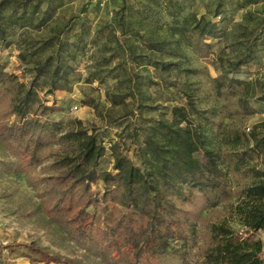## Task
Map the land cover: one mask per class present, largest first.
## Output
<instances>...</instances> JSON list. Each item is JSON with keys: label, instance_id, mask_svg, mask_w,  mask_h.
<instances>
[{"label": "rangeland", "instance_id": "1", "mask_svg": "<svg viewBox=\"0 0 264 264\" xmlns=\"http://www.w3.org/2000/svg\"><path fill=\"white\" fill-rule=\"evenodd\" d=\"M0 2V25L11 41L7 45L0 40V61L7 70L29 83L49 55H54L52 65L61 59L73 67L64 89L49 94L46 85L40 93L48 104L64 108L47 115L58 127L51 144L42 150L41 161L23 160L0 141V264H47L25 248L4 247L17 241H34L63 258L50 264H124L113 259L107 247L78 238L47 212L57 194L50 179L59 171L57 160L77 147L62 134L76 127V120L89 131L95 128L105 134L108 143L124 128L127 131L133 119L139 125L170 117L171 106L186 101L183 89L188 86L202 104L221 106L224 99L217 97L212 78L223 73L229 60L247 56L236 75L245 80L242 94L256 112L244 114L232 100L223 120L231 133L264 134V0H114L105 8L93 0ZM177 7L184 14L197 12L219 23L221 32L206 39L211 43L209 56H199L185 41L177 46V37L168 29L170 12ZM234 147L232 143L228 148ZM109 166L107 158L102 167ZM247 167L264 171V160L255 159ZM229 178L230 199L216 206L197 199L193 207L199 213L197 229L188 239L185 258L182 251H175L180 246L175 242L172 250L150 264H201L216 243L214 224L243 228L240 208L245 187L258 179L235 172ZM93 189L102 192L96 183ZM103 217L98 207L96 226ZM259 235L264 238V230Z\"/></svg>", "mask_w": 264, "mask_h": 264}, {"label": "trees", "instance_id": "2", "mask_svg": "<svg viewBox=\"0 0 264 264\" xmlns=\"http://www.w3.org/2000/svg\"><path fill=\"white\" fill-rule=\"evenodd\" d=\"M170 15L168 29L177 37V46L185 41L199 56H209L211 43L206 39L221 32L219 23L197 12L184 14L182 7ZM6 36L0 25V40L9 45ZM53 59L54 55L46 57L29 83L0 61V141L31 163L41 161L42 150L56 135L58 126L47 115L64 109L48 104L40 93L46 85L49 94L64 89L73 71L61 59L52 65ZM248 59L229 60L223 73L212 78L217 97L224 99L221 106L202 104L188 86L183 89L186 101L173 104L170 117L139 125L133 119L127 131L124 128L108 143L105 134L89 131L76 120V127L62 134L77 147L57 160L59 171L50 178L57 194L47 208L49 215L66 223L78 238L107 247L112 258L124 264H150L175 242L180 243L175 251L185 258L188 239L197 229V199L216 206L232 196L231 172L252 174L258 181L245 187V203L240 206L243 228L214 224L216 243L201 264H264V238L259 235L264 230V171L247 167L255 159L264 160V134L231 133L223 120L232 100L242 113L256 112L242 94L245 80L236 75ZM232 143L235 147L229 149ZM107 158L112 160L110 169L102 167ZM99 181L103 189L97 193L93 184ZM98 207L104 217L96 226ZM4 247L25 248L47 264L63 261L34 241Z\"/></svg>", "mask_w": 264, "mask_h": 264}, {"label": "built area", "instance_id": "3", "mask_svg": "<svg viewBox=\"0 0 264 264\" xmlns=\"http://www.w3.org/2000/svg\"><path fill=\"white\" fill-rule=\"evenodd\" d=\"M93 1L100 8H105V7L110 6L113 3L114 0H93Z\"/></svg>", "mask_w": 264, "mask_h": 264}, {"label": "crops", "instance_id": "4", "mask_svg": "<svg viewBox=\"0 0 264 264\" xmlns=\"http://www.w3.org/2000/svg\"><path fill=\"white\" fill-rule=\"evenodd\" d=\"M112 167V160H111V166H109L107 169H110ZM97 186L101 187L103 189V182L99 181L98 183H96Z\"/></svg>", "mask_w": 264, "mask_h": 264}]
</instances>
